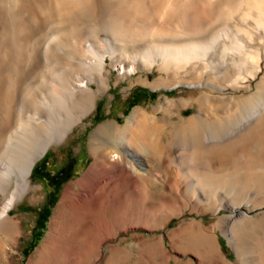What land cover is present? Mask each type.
<instances>
[{
  "label": "bare ground",
  "instance_id": "bare-ground-1",
  "mask_svg": "<svg viewBox=\"0 0 264 264\" xmlns=\"http://www.w3.org/2000/svg\"><path fill=\"white\" fill-rule=\"evenodd\" d=\"M14 5L29 36L65 33L79 68L40 96L44 114L33 110L0 119V263L7 258L5 247L20 234L19 219L11 214L14 201L23 193L35 203L41 199V188H32L29 178L33 165L92 111L96 94L109 85L111 67L119 65L123 70L114 83L131 78L130 69L154 68L156 78L139 73L135 80L152 88L185 83L202 90L194 97L164 95L152 109L135 107L123 122L98 124L88 138L90 166L65 187L45 240L26 264H143L149 245L154 256L147 264H250L247 246L255 237L249 230L259 226L264 239V191L241 193L243 177H223L240 160L252 162L251 139L260 140L264 127V0H15ZM98 28L106 30L104 36L93 34L87 42V32ZM210 32L212 40L198 42ZM98 38L102 41L93 44ZM5 79L0 68L4 96ZM193 105L197 112L184 116L182 110ZM238 113V122L227 127L226 118ZM176 114L180 120H173ZM188 124L195 135L175 145ZM209 125L219 132L203 135L201 128ZM128 184L136 188L134 205L118 208L123 193L118 186ZM220 207L229 212L217 213L212 225L193 217L172 228L174 252L164 247L163 235L140 232L164 227L171 216ZM126 230L135 231L134 243L115 241ZM187 231L196 233L198 245L182 239ZM218 231L235 259L222 251Z\"/></svg>",
  "mask_w": 264,
  "mask_h": 264
},
{
  "label": "rangeland",
  "instance_id": "rangeland-1",
  "mask_svg": "<svg viewBox=\"0 0 264 264\" xmlns=\"http://www.w3.org/2000/svg\"><path fill=\"white\" fill-rule=\"evenodd\" d=\"M14 2L15 0H0V68L6 74V79L3 82L6 90L5 96L0 93V119H3L7 115L13 119H18V117L20 118L28 113H33V110L35 113H38L42 109L40 108L41 104L38 101L41 99L40 96L42 97V95H44L43 97H46L48 94L47 91L53 83L64 81L66 80V77L70 78L73 68L74 71L76 67L79 68V61H76L78 60L77 55L74 54L70 47L72 46L71 41H69L70 38H67L65 33L63 35L58 33L57 35L54 34V32L51 35L46 32H42L43 34L38 32L29 36L28 30L19 24L14 11ZM220 22L221 20L215 22L214 25L218 26L222 23ZM89 32H87L86 35L88 37L85 36V39L87 42H92L93 34L94 37L99 34L102 38L104 32L106 33V30L98 28L97 32L94 31L95 33ZM210 33L208 34L209 36L207 35L204 37L205 39H197L198 42L206 43L207 41L212 40L213 33L215 32ZM100 40L102 41V39ZM101 41H99L98 38V42L94 41L93 44H98ZM69 43L71 45H69ZM70 69L71 73L69 71ZM110 70L109 85L102 92L96 94V104L92 111L89 112L80 123L73 127L74 129L72 128L68 130L61 139L50 144L45 153L33 165L31 172L29 173V178L32 188H41V199L39 202L35 203L30 199L28 193H23L14 201L13 206L11 207V214L19 219L20 234L16 236V239L11 242L10 246L5 247V250L7 251L5 264H26L30 256L35 253L37 248L45 240L49 230V222L55 212L57 203L60 202L61 195L63 194L62 192L68 184L73 183L82 176L93 160L88 148V138L90 132L98 124L106 119L115 118L119 122H123L127 115H129L137 106L152 109V107L163 100L165 96L176 98L183 96L194 97L202 90V87L198 84L185 83H178L168 88L162 86L152 88L148 84L140 83L135 80V77L139 73H147L150 80L156 78L158 73L154 68L151 71H131L130 69L129 74L131 78L127 77L114 83L115 76L122 72L123 69L121 66L116 65L111 67ZM131 80H133V82L130 84ZM93 86H95L94 83ZM196 108V105L187 106L182 110V114L188 116L197 112ZM39 113L44 114L42 111ZM11 114L13 115L11 116ZM40 116L42 117V115ZM237 116H240L239 113L230 115L226 118L227 120H225L226 123L224 124L228 127L229 125L238 122ZM174 119L180 120V116L176 114L173 116V120ZM192 125L193 124L185 125L186 127L183 126V128L179 130L178 136H176L177 141L175 140L176 144L174 142L175 145L179 144L178 141H180V139L183 141L186 138L188 139L195 135V130L197 129ZM212 129H214L213 125L202 127L201 133L206 135L207 133L211 134L219 132L216 128V130ZM259 134L261 137L260 140H262V137L264 136V127L261 128ZM257 139L258 138L254 141L251 139L252 145H249L252 162L249 164L246 160H240L241 162L237 164V169L227 171L225 177H223L227 180L231 179L230 181H233L236 174L243 177V184L241 183V185L237 187L241 193L257 195L264 191V154L261 153V151L264 152V141ZM170 169H165L164 171L170 174ZM244 175L250 176L251 179L249 178V180H247ZM123 186L124 185L118 186L119 191L123 192V199L121 198L117 201L120 202L117 203L118 208L124 206V208L127 207L129 209V206L134 205V200L137 197L135 196V194L137 195L136 191L134 192L136 188H134L132 184L125 185V187ZM132 188H134V190ZM145 189L146 191H150L148 186H145L144 190ZM225 189L228 190V188L217 187V191L224 192ZM129 197L133 198V201L130 200ZM240 208L247 210L244 205H241ZM258 211V209H252L249 212L256 214ZM228 212V209H225L224 207H220L218 212L204 211L200 214L186 212L180 217L171 216L169 218L170 221L168 220V223L162 228L153 231L143 229L140 230V232L147 237L153 236L154 234L163 235L164 247L167 250L174 252L172 241L169 236L172 228L193 217L202 219L204 223L212 225L217 220L219 214ZM258 227L259 226H256L255 228L252 227L249 230L250 234L255 237L252 239L254 248L252 244L251 246H247V256L250 264H264V255L261 253L264 250V245L262 244L264 243V239L263 235L261 236L259 233ZM131 231L132 230H126L125 232L120 231L118 237L116 236L117 240L115 241H118L121 238H127L129 242L131 241L134 243V241H132V235L135 231ZM217 233L220 247L222 246V251L228 258L235 259V251L229 245L227 237L220 231ZM182 236V239L184 241L187 240L186 242H189V244L193 243L192 245H198L199 243L197 242V235L193 231H187ZM123 242L127 244L124 240ZM148 248V251L146 250L147 259L144 258L145 260L143 264L149 263L148 260H150V258L152 259L154 256L151 252L150 245ZM108 250L109 249L106 248V251ZM148 254L152 255L148 256ZM179 258L183 259L184 257L180 256ZM133 259L134 257H131L130 260Z\"/></svg>",
  "mask_w": 264,
  "mask_h": 264
}]
</instances>
